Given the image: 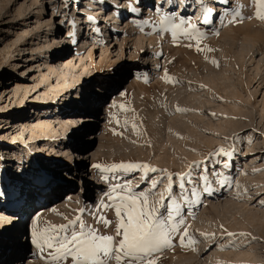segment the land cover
I'll return each mask as SVG.
<instances>
[{
	"label": "rangeland",
	"instance_id": "1",
	"mask_svg": "<svg viewBox=\"0 0 264 264\" xmlns=\"http://www.w3.org/2000/svg\"><path fill=\"white\" fill-rule=\"evenodd\" d=\"M24 1L25 0H11L9 3V0H0V160L6 161L5 164L1 163L0 165L2 166L0 167L1 205H5L7 202L5 200L9 197L14 198L15 196L12 191V183L9 179H12V181L16 179L18 183L22 184V187H28L30 182L35 180L34 183H36L37 188L32 190V198L39 196L42 183L47 185L48 182L53 179V176L62 175L63 169L60 171L56 168H52L43 181V178L40 179L41 181H38L43 173H46L50 168V166L45 167L46 162L48 163L49 160L45 161L44 158L50 156L49 158L54 159L57 155L50 151V145H43L44 141L33 139L31 137L32 133L27 131L24 125L21 126L22 119L18 117L21 114L27 113L28 115H33L35 121H38L39 118H50L51 116L48 115H53L55 111L59 112L66 108H70L69 104L67 106L61 104L60 107L57 106L59 103H57L56 99H51L52 94H49V102H52L50 104L48 103L49 107L39 103L42 101H36L32 98L28 100V98H30L29 96L32 94L33 97L42 96L45 86L47 85V83L42 82L41 79V74L47 72V65L45 66L44 64L46 59H52L47 52L48 49H41L45 41V36L48 34L47 32H49V27L46 25L47 21L45 22L46 19L51 18L52 21L57 23L53 26L54 36H62L60 39L61 45L56 48L54 55L59 53L58 57L61 59L73 56L75 57L74 59H76L78 58L77 54L81 55V53H83L85 55L84 61L88 63V67H90V62L93 60L94 67H99L100 69L98 71L109 72V75L106 74V76H101V74L95 75V73H93L91 82L85 86V89L81 90L82 93L80 92L81 96L77 99L79 101L84 100L87 102L90 95L97 99L104 97V100L107 96L109 97L106 101L99 104V109L96 114L97 118L95 122H93V125L92 123H87L89 121H85L83 125L81 120L85 118L88 113L82 112L81 116L83 118L80 117L82 119L76 122H81V130L86 132H82V137H80V142L78 143L82 144L83 147L87 149H96L99 142L96 140V142L90 143L88 139L85 138L87 137L88 131H94V127L97 132L101 130V125L104 120L101 121L100 116L104 112L103 108L105 103H112L113 97H116L124 106L117 117L116 125L114 127L111 125L110 127V129H113L112 135L103 142L107 155L97 164L102 167L97 168L96 172L101 170L104 172V183L106 184H102V181L94 182L92 178H90V182H85V180L83 181V179L81 180L77 175H74L70 178L66 177V179H63L64 182L66 181L65 185L61 188L55 187L52 192L43 195L41 200L32 198V202L42 203V200H44L46 203H44L43 206L42 204L36 207L34 206V208L25 212V220L13 227L16 229V234L19 236V243L23 246L18 251L26 252L27 256L34 255L35 250L41 252L42 254L40 255V253L35 251L39 254L36 255L37 258L39 261H42L43 264H72L71 258L63 262L51 261L49 252L54 251V249L49 250L45 248L44 251H41L38 247H36V249L34 248L31 241L32 236L30 235L34 217L32 218L31 216L38 207L48 209L47 212L50 216V219L46 221V226L48 228L51 225H69V221L77 220L79 217L76 225H69L67 234L79 230V225L83 224L86 226L85 230L95 228L98 230L99 234L115 236L116 228L119 223V218L116 216L115 209L101 208L100 205L101 202L105 204L114 203V201L108 199V196L112 194L113 186L118 184H128L132 191L136 193L140 191L153 193L150 195V202L160 200L161 193L164 194L163 204L165 208L171 205L173 197L181 204V217L188 226L190 237L194 239L196 243L192 244L189 242L188 238H185L187 246H181L180 235L184 230L182 228L181 233L174 236L171 247H166L161 252L154 254L153 258L156 264H209V262L214 264L215 262L213 260L218 256L219 251H223L224 248L232 250L230 246L233 244H242L237 245L239 251L250 249L251 244L246 242V239L241 241L243 236H241L240 239L238 238L241 232L246 231L243 228L239 230L240 232L235 233L236 235L233 239L238 238L236 242L232 241L233 243L224 244L225 239L222 240L221 237L209 243L207 237L205 238L204 234L199 230V224H206L205 222H207V228L211 224L212 228L217 227L216 229L218 230H225L227 229L225 227V225H227L226 223H232L234 222L232 220H235L234 218L242 217L246 209L257 210L258 208L262 211L264 207V204L261 203L262 200L264 201V181L259 184L257 183L258 185L262 184L260 185L262 190L257 194H252L255 189H252V191L251 189L249 190L250 192L248 193L251 196L250 198L248 197L249 199H246V208L242 207L243 209L236 203L240 201L241 204V202L244 201V198H241L243 195L239 193L241 191L239 190L237 194L233 193L232 190L239 182V176L238 174L236 175V173H240V167H243L244 170L247 167L246 171H248L251 177H256L257 173L258 176H260L262 172L260 168H264L258 167L264 163V143H262L264 137H262V132L260 131L261 127H264V120L262 122L263 124L261 123L258 128L259 131L256 128L257 137L255 139H253L254 137L251 138V140L253 139L251 142H248V139L243 137V135L245 136L244 132L246 130H241L242 132L244 131L243 133H240V131L237 133V137L234 138L235 140L233 139L235 146L226 144L227 142H224L225 137H223V129L227 128L224 126L225 122L234 117L233 112L228 113L226 108H234L237 110L238 107L242 106L243 100L246 99L244 104H250V106L256 108L255 124H257L259 120L260 112L264 111H262L261 108L263 107L262 103L264 97L263 84L256 88L259 81L254 80L250 85H247V80L254 77L253 65L256 63L252 64V61H249L246 66H242V60L239 58V55H237L244 49L249 50L251 46H253V43L256 44L257 47H262L264 43V19H260L256 15L259 6L255 3V0H227V2H225V0H184V6L187 9L185 11L183 9V12L181 7H179L181 0H171L168 6L166 5L167 0H160V2L159 0H149L150 6H148V8L152 13L148 11L149 9L146 7L145 2L148 0H118L119 10L121 7H127L130 11L125 17H131L134 14L133 17L135 19H133V23L138 25V28L148 29V31L145 32L146 36L148 38L151 37L154 42L153 47L151 49L149 48V50L153 52L148 51V56L155 55L157 59H159V72L163 71L164 64L167 62L166 71L164 70L163 73L164 75L161 74L158 75V77H156V73H151L153 72L151 67L154 64H150L148 68L143 67L145 61L144 55L148 49L146 46L142 49L140 43L135 41L130 42L126 39L123 54L120 53L119 41H121L123 34L128 36L130 33L124 28L125 22V24L123 23L124 26H122L124 30H120L119 32V40H115L114 35L106 39L105 42L109 46V52H105L102 44L99 43L98 39L101 38L103 34H106L108 31V35H110L114 28L117 27L115 26L117 18L112 19L114 15L110 16V13H113L116 9L114 4L115 0L108 1L107 7L103 9L98 8L99 4L94 5L92 9H95V11L89 16L92 19H88L81 15L80 21L76 24H74V15L72 16V13L75 12L80 15V11L82 10L81 7L87 0H79L80 3H75V0H66V3L62 2L63 0H56V3H54L56 12H54V14L53 10H51L52 5L49 3V0H44L45 12L41 15L43 24L40 25L36 23L39 19L37 15L40 13L36 8V4H32L30 7V10H32L31 13H29L30 10L28 9L29 11L20 14L18 9ZM31 1L32 0H27L26 2L27 4H31ZM172 2L174 4L171 5ZM211 2L220 8L217 11L213 9L214 12H207L205 16L202 15V17L199 18L200 15L197 16L195 13H198V10H203L205 14V8L212 9V6H209ZM65 9L67 10V15L63 17ZM156 13H158V15H156ZM164 16L174 17L175 23H179L181 19L188 21L189 23L185 24L184 28L192 32L193 37H197L198 33H202L203 35L198 38H190L184 35L183 31H178L174 37L170 28L165 29L161 27V20H159V18L163 19ZM130 17L129 21L132 19V17ZM195 17L200 19V21ZM204 19H207L208 22H205ZM73 24L76 30L73 29ZM80 25L83 30L82 33H84L82 37H79ZM191 25H196V30H193ZM96 29H99V33L101 34H96ZM53 41L52 39V42ZM189 45H191V47H189ZM198 48L200 50H197ZM208 49H212V51ZM135 50L137 51V55L131 59L130 55ZM148 56L146 59H148ZM255 56L256 59L261 58L260 53H255L254 57ZM248 59V56H246L245 60ZM76 61L77 66H79V59ZM213 61L218 62L219 66L213 63ZM39 64L40 67L38 66ZM125 68H127L126 72L123 70ZM112 71L114 74H111ZM85 72L86 71H84V73ZM40 82L42 84L38 86ZM115 85L117 86L114 87ZM27 86L30 87L29 89H32V87L35 88L27 95V99L20 104V95H22L23 89ZM111 87H114L113 92L108 95L107 89ZM16 90L19 94L15 93ZM204 90H209L210 93H206ZM179 92L182 93V97L179 96ZM211 93L213 94L210 95ZM234 93L237 94V97L233 96ZM77 94H79V92ZM65 95L68 99L70 98L67 93ZM73 95L76 96V92ZM183 97H186L184 103L182 102ZM174 98H176V101ZM172 99H174V101H172ZM54 103L56 104L55 106ZM178 108L187 109V111H178ZM262 114L264 116V112ZM193 115H195V117ZM177 116L180 119L185 121L188 119L189 121L186 127L190 129L187 128L184 130L185 132H181L182 134L185 133L181 136L171 125V121ZM190 117L191 119H189ZM246 119L248 120V118ZM203 120L204 122L210 121L214 125L212 128H207V130L202 127ZM72 125L73 124L69 125L70 129ZM253 125L254 124L249 123V127H251L249 130L253 129L255 126ZM195 129L199 131L201 135L203 134L202 136L206 134L209 139L216 138L212 140L214 148L208 149L210 150L208 160L203 163L199 157L193 159L196 162V166L193 167L196 171L194 174L193 170H191L192 172L189 171V168L181 172L182 170L179 169L178 164L175 166L173 165L176 169L168 166L171 161H173L174 157L169 158L168 161L170 162H164L167 164L165 165L163 163V161L167 159L165 154L169 149L172 150L174 147L178 146L175 144L176 142H181L179 144H182L185 139L191 138V135V140H199L202 138V136L199 137L195 135ZM42 130L44 132L40 133V137L42 139H48V136L45 135V129ZM19 133H22V135ZM62 133H64L63 130L60 131L59 136L53 135L52 137L56 146H59L62 139H64L61 137ZM185 135L188 136L186 137ZM23 139L27 141L24 147L21 141ZM70 139L72 141L73 137ZM70 139H67V141ZM257 141H260L259 147H257ZM55 145L54 148H56ZM9 146L15 147L9 148ZM182 146L177 147L179 151H191L190 145H188L190 148L186 147L187 144ZM31 147L37 149L29 152L28 150ZM221 149H224L229 154L225 156L220 151ZM44 150H47V152ZM192 150V152L195 153L197 149L193 148ZM9 151H11V153ZM64 152L66 151L59 152V155ZM48 153L51 155H48ZM42 154L45 155V157H43ZM82 156L78 157V159H81L86 168L90 171L93 167L92 161L90 162L89 158H86V155L83 154ZM254 157H256L254 159L255 162L252 163L251 161ZM162 158L164 159L161 161ZM174 159L177 161L178 156L176 155ZM247 159L250 162L249 169L248 164H246ZM19 160H21V162H19ZM39 161H41L42 164ZM121 163L146 164L149 168H155L156 171L152 172L145 168L131 170L119 169L115 171L105 170V167L110 168L112 165ZM250 167H252V172L250 171ZM256 168L259 169L257 170ZM18 170L19 172L17 173ZM205 170L208 173L207 176L211 174L209 178H212V180L206 183L202 191L197 192L202 187V179L198 177ZM190 172L191 175H188ZM216 173V177H212V175L215 176ZM221 173L225 175L222 180H219ZM20 174H24V176ZM177 174L183 175V180H181V176ZM169 175L172 177L171 194L165 191L170 184L168 179ZM68 181H70L72 185H70ZM153 181H161V183L153 189ZM181 183L184 184L186 192L180 189L179 185ZM199 185L201 187H198ZM253 187L254 185L248 184V188ZM193 190H195L198 195H193ZM99 193L101 194L100 196ZM17 194H20V192ZM233 194H237V196L240 195V198L233 196ZM27 196L28 193L25 197ZM231 198L233 201H236L234 204H237V206L239 205L240 209L235 207V205L234 207L231 205L232 207L223 208L226 211H222L221 209V212L216 213L211 210L212 202L217 204L224 203L228 199L232 200ZM8 203L11 204L10 202ZM236 208L239 209L242 214L239 210L237 211ZM203 210H205V212ZM227 210H232V212L229 213ZM163 212L164 208H161V213ZM201 212L205 215L207 214L205 217H209V222L206 218H204L205 222L202 218L200 220ZM234 212L236 213L234 214ZM15 215L20 216L17 211L14 212L13 216ZM101 217L111 221V226L109 227L101 223ZM2 218L0 219L2 220ZM226 219H228L227 221L229 222H227ZM6 220L5 227L15 225V221L12 218H7ZM222 221L226 222L223 223ZM213 223L214 225L212 226ZM37 225L38 224L35 226ZM221 225H223V228H221ZM40 227L38 228L40 232L46 229L45 226ZM22 228L27 229L24 235L20 231ZM228 232L234 233L236 231ZM116 239L119 240L120 237ZM259 242L264 246V240H260ZM12 256L13 260H11L9 264H12V262L18 258L17 254L15 257L14 255ZM233 260L234 259H229L230 262L227 264H238L235 261L233 262ZM259 263L263 264L261 261L255 264ZM112 264H116V262L113 260ZM242 264L249 263L243 262Z\"/></svg>",
	"mask_w": 264,
	"mask_h": 264
},
{
	"label": "bare ground",
	"instance_id": "2",
	"mask_svg": "<svg viewBox=\"0 0 264 264\" xmlns=\"http://www.w3.org/2000/svg\"><path fill=\"white\" fill-rule=\"evenodd\" d=\"M26 1L27 0H25L24 3L21 4L19 9H18L20 11V14L24 13L25 11H29L30 7L32 6V4H36L37 5L36 8L40 11V13H38V15H37L39 19L36 21V23H38L39 25L43 24V22H42L43 19L41 18V15L44 14V12H45V10H44V7H45L44 6V0H32L30 2L31 4H29V3L27 4ZM55 1L56 0H49V3L52 5V6L51 5L50 6L52 8L51 10H53V14H54V12H56V10L54 9L55 8L54 3H56ZM108 1H110V0H87V2H85V4H83V6L81 7L82 10L80 11V15L75 13V12L72 13V16L74 15V17H73L74 24H76L78 21H80L81 15L89 19L90 18L89 17L90 14L93 13V11H95V9L94 10L92 9V7L94 5L99 4V7H98L99 9H103L104 7L106 8L107 5H108L107 4ZM117 1L118 0L114 1L116 9L114 10L113 13H110V16L114 15V17H112V19L117 18V20L115 22V26H117V27L114 28L113 32L110 35H108V31H107L106 34L102 33L103 36H101V38L98 39L99 43L102 44L104 51L105 52H109V46L105 42L106 39H108L109 36L112 37V35H114V39L115 40H119L118 37H119L120 30L123 31L124 28H126V30L128 32H130V33H129L128 36H126L125 34L122 35V39H121V41H119V43H120V50H119L120 53L123 54V48L125 46V40L126 39L128 41H130V42H134V41L138 42V43H140V46H142V49H144L145 46L148 48L147 51H146V54L144 55L145 61H144L143 67H145V68L147 67L148 68V67H150V64H152V65L154 64L151 67V70L153 71L151 73H156V77H158V75H161V74L164 75L163 73H164V70L167 68L166 67V63L167 62L165 64L163 63L164 64L163 71L159 72V69H160V61H159V59H157V57L155 55L148 56L149 55L148 51H151V50H149V48L151 49L153 47V44H154L153 39L151 37L148 38L146 36L145 32H147L148 29H146V28L145 29L138 28V25H135L133 23V19H135L133 17L134 14H133V16H131L132 19L129 21V17L130 16L125 17V15H127V13L130 12L129 9L127 7H125V8L121 7V9L119 10V8H118L119 4L117 3ZM170 1L171 0H167L166 1V5L167 6L170 3ZM183 1L184 0H181V2L179 3V7H181L182 12H183V9H184V11L187 9L184 6V2ZM10 2H11V0H9V3ZM62 2L66 3V0H63ZM78 2L80 3L79 0H75V3H78ZM159 2H160V0H159ZM145 3H146V7L148 8V6H150L149 0L147 2H145ZM172 4H174V3L172 2L171 5ZM171 5H169V6H171ZM209 6H212V9H211L210 12H212L213 9L217 11L220 8L218 6H215V4L212 3V2L209 4ZM148 11H150V9ZM198 11L199 12L195 13V14L197 16L200 15L199 18H201L202 15H204V16L206 15V12L204 14L203 10H198ZM31 12H32V10L29 11V13H31ZM64 15H67V10L66 9H65V11L63 13V17H64ZM156 15H158V13H156ZM209 17H211V16H209ZM193 19H194V17H193ZM196 19H198V18H196ZM159 20L162 21V18H159ZM198 21H200V19H198ZM45 22H46V25L49 27V30H48L49 32H47L48 34L45 36V41L42 44L43 46H42L41 49L42 50L48 49L47 52L52 57L51 60L46 59L44 64H45V66L47 65L46 66L47 67V70H46L47 72L41 74L42 82H46L47 85L45 86V90H44L42 96L40 95V96L33 97V94H32V95L29 96L30 98H28V100H30L32 98L33 100H36V101H42V102H39V103L44 104L47 107H49L48 103L49 104L52 103V102H49V99H50L49 94H52L51 99L52 100L56 99L57 103H59V104H57V106L60 107V104L64 105V106H67L69 104L70 108H68V109L66 108L65 110H61L59 112L55 111L53 115H48V116H51L50 118H48V119L39 118L38 121H35V119L33 118V115H31V114L28 115L26 113V114H21V115L18 116V117H20V119H22L21 126L24 125V128H27V131H30V133H32L31 137L33 139L44 141L43 145H47V146L50 145L51 147L49 149L52 152H54L55 150L58 152L61 149H63V151H66V152L62 153L61 155H57L56 157H54V159L49 158L50 156L47 158V157H45V155L42 154L43 157H45L44 158L45 161L49 160L48 163L46 162L45 167H49L50 166V168H49V170L46 173L45 172L43 173V175L39 178L38 181H41L40 179H42V178H43L42 179V181H43L44 178H46V175L49 174V171H51L52 168L53 169L56 168V169H58L60 171H61V169H63V170H62V175L61 176L60 175L59 176L58 175L53 176V179L51 181H49L47 185H45V183H42V185L40 186L41 192L39 193V196L32 197L33 199H37L38 198L40 200H41V197H43V195L49 194L50 192L53 191V189L55 187L56 188H61L63 185H65L66 181L64 182L63 179H66V177L70 178V177H72L74 175L75 176L77 175L78 178L81 179V180L83 179V181L85 180V182L86 181L90 182L91 181L90 178H92V181H94V182L95 181L96 182L102 181L101 182L102 184H104V185L106 184V183H104V181H105V179H104L105 175H103L104 172L102 170L96 172L97 168L94 167V165L99 164L101 159L107 155L106 154L107 152H106L105 147H104L105 144L103 142L112 135V130L113 129H110V127H111V125L113 127L116 125L117 117L121 113V111L123 110V106H124V104L121 101H119L116 97H113L112 103H109V104L105 103L104 108H103L104 112L100 116L101 121L104 120V122L101 125L102 126L101 130L99 132H97L96 128L94 127L93 128L94 131H92V132L88 131L87 132V137L85 138V139H88V142H90V143L96 142V140H97L99 143H98V146H97L96 149H91L90 150V149H87V148L83 147L82 144L78 143V142H80L79 141L80 137H82V132H86L84 130H81V127H80L81 122L84 125L85 121H89V124L92 123V125H93V122H95V119L97 118L96 114H97V111L99 109V104L103 103V101H106L109 96H107L105 98V100H104V97L97 99L96 97H92V95H90V97H89L87 102L84 101V100L83 101H79L77 99H79L80 96H81L80 95L82 93L81 90L85 89V86H87L91 82V80H92L91 77H92L93 73H95V75L101 74V76H106V74L109 75V72L108 71H102V72L98 71L100 69H99V67L98 68L94 67V61L93 60H91V62H90V67H88V63L86 61H84V56L85 55L83 53H81V55L77 54L78 58H76V59H74L75 58L74 56L61 59V58L58 57L59 53L54 55V53H55L54 51L56 50V48L61 45V40L60 39L62 38V36H54V27L53 26H55V24H57V23H55V21H52L51 18H48V19L45 20ZM45 22H44V24H45ZM123 23L125 24L124 28H122V26H124ZM74 24L72 25V27H73L74 30H76V27H75ZM82 32H83L82 26L80 25L79 37L83 36L82 34H84V33H82ZM95 32H96V34H101V33H99V29H96ZM131 37H132V39H131ZM52 39L54 40L53 42H52ZM260 47H257V45L253 43V46H251V48L249 50H245L244 49L240 54H237V55H239V58H241V60H242V62L240 61L242 63V66L243 65L246 66V64H248L249 61H252V64L256 63L255 65H253L254 66V69H253L254 70V73H253L254 77L252 79H248L247 80V85H250L254 80L259 81L256 88H258V86L261 85V84H263L262 86L264 87V43L262 44V47L261 48ZM151 52H153V51H151ZM255 53H260L261 54V58L256 59V56L254 57ZM135 55H137V51L136 50L134 52H132V54L130 55L131 59ZM147 56H148V59H146ZM246 56H248V58H249L248 60H245ZM77 59H79V61H80V65L79 66H77V61H76ZM146 60H147V62H146ZM167 61H168V59H167ZM38 66L40 67V64ZM123 70L126 72L127 68H125ZM84 71H86V72L84 73ZM112 73L114 74L113 71L111 72V74ZM55 81H56V83H55ZM102 82H103V80H102ZM41 84L42 83L40 82V84H38V86H41ZM116 86L117 85H115L114 87H116ZM114 87H111L110 89H107L108 95H110V93L113 92ZM29 88L30 87L27 86V87H25L23 89V91H22L23 93H22V95H20V100H19L20 104H22L27 99V95L35 87H32V89H29ZM204 91H206V93H210L209 90H204ZM75 92H76V96L73 95ZM78 92H79V94H77ZM15 93L19 94V92L17 90H16ZM66 93H67L68 96H70L69 99L66 97V95H65ZM212 94L213 93H211L210 95H212ZM181 95H182V93L179 92V96L180 97H182ZM241 95H243V94H241ZM233 96L237 97V94L234 93ZM185 98L183 97V100ZM174 99L176 101V98H174ZM174 99H172V101H174ZM183 100H182V102L184 103L185 100L184 101ZM245 101H246V99L243 100V104H242L243 107L242 106H241L242 108L238 107L237 110L234 109V108H230V109L226 108V111L228 113L233 112V114H234L233 115L234 117L232 119H229V121L225 122L224 126L227 127V128H224L225 130L223 129V132H224L223 137H225V140H226V141L224 140V142L225 143L227 142L226 144H228V145L235 146V144L233 143V139L237 137V133L239 131H240V133L242 132L241 130H246L245 132L243 131L244 134H245V136L243 135V137H246L248 139V142H251L253 139H255L257 137L256 128L258 130L259 126L261 125V123L264 120V116L262 114L264 112L263 111L264 110V97H263V103H262L263 107H261L263 112H260V115H259L260 117L258 116L259 120H258L257 124L254 123L255 122V118H256V113H255L256 112L255 111L256 108L255 107L253 108L252 106H250V104L249 105L248 104H244ZM55 105L56 104L54 103V106ZM244 107H246V108H244ZM82 112L88 113L85 118H83L81 116ZM179 113H181V112H179ZM193 116L195 117V115H193ZM80 117H82L83 119L80 118ZM246 118H248V120ZM189 119H191V117ZM80 120H81V122H76V121H80ZM187 122H189L188 119H187V121H185L183 119H180L177 116V117L173 118V120L171 121V125H172L173 128H175L177 133H179L180 136H181V135L185 134V133L182 134L181 132H183L184 130L189 128V127H186V125L188 126ZM196 123H197V120H196ZM249 123L255 125V126L253 125L254 127L251 130H249V128H251V127H249ZM71 124H73V125H72V128L70 129L69 125H71ZM213 125L214 124L212 122H210V121L204 122V120H203V124H202L203 128H205V129L212 128ZM220 126H222V125H220ZM73 127H74V129H73ZM42 129H45V131H46L45 135L48 136V139H42L40 137V135H41L40 133L44 132ZM205 129H204V131H205ZM61 130H63V132H64V133L61 134V137L64 138L65 140L64 139H62V141L59 140L61 142H60L59 146H56L54 144L53 140H52V137H53V135L59 136ZM221 130H222V128H221ZM191 131H193V130H191ZM260 131L262 132V137H264V127H261ZM187 132H188V130H187ZM195 133H196L195 135H198L199 137L203 135V134L201 135V133H199V131H196V129H195ZM19 134L22 135V133H19ZM72 137L75 140V141L73 140L75 143L72 144L73 147H70L68 145L70 141H67V139H70ZM199 137H198V139H199ZM189 138L185 139V141L182 144H179L181 142H179V143L176 142L175 144L178 145L177 147L182 146V145L184 146L186 144H187L186 147H189L188 145H190L191 151H188V150L186 152L183 151V150L179 151V149L177 147H174L172 150L169 149L168 152L165 154V156H167V159H165L163 161V163L164 162H167V163L170 162V161H168L169 158L170 157H172V158L174 157L175 158L176 155H177L178 156L177 161H175V159L173 158V161H171L170 165H168V166L174 167L175 165L178 164L179 165L178 166L179 169L182 170L181 172H183L186 168L187 169L189 168V171L193 170V174H194L196 171H195V168L193 169V167L196 166V162L193 159H197V157H199L202 160L203 163L206 162L208 160V156L210 155V150H208V149H213L214 148L213 147L214 144H212L213 143L212 140L215 137L213 139L212 138L209 139V137L206 136V134H205L199 140H195V139L191 140L192 135H191V138L190 139ZM196 138H197V136H196ZM251 138H253V139L251 140ZM57 139H59V138H57ZM21 141H22V144H23V147H24V145L27 143V141L24 140V139L21 140ZM220 142H221V140H220ZM256 143H258L257 147H259L260 146V141H257ZM262 143H264V140L262 141ZM54 145L58 149L54 148ZM61 145H64V146H61ZM173 145H174V142H173ZM14 147H10L9 146V148H14ZM74 147H75V149H76L75 151L77 153L75 155L72 154V150H71ZM192 147L197 149V150H195V153L192 152L193 151ZM257 147H255V148H257ZM36 149L37 148L31 147V148H29L28 151L31 152V151L36 150ZM41 149H43V148H41ZM184 149H185V147H184ZM44 151L47 152V150H44ZM63 151H59V152H63ZM254 151H255V149H254ZM258 151H260V150H258ZM9 152L11 153V151H9ZM81 154L82 155L83 154L86 155V158L88 157L90 162L92 161L93 167H92V169L90 171H89L88 168H86L84 162H82L81 159H78V155H81ZM48 155H51V154L48 153ZM73 156H74V160L76 161L74 164L72 163ZM165 156H164V158H165ZM262 156H263V154H262ZM256 157H257V155H256ZM256 157L252 158V161H251L252 163L255 162L254 159ZM57 158H60V159H57ZM164 158H162L161 161ZM170 160H172V159H170ZM179 160H181V161H179ZM5 162L6 161H1L0 160V165H1V163L5 164ZM19 162H21V160H19ZM39 162H41V161H39ZM41 164H42V162H41ZM164 164L167 165L166 163H164ZM246 164H248V169H249L250 162L248 161V159L246 161ZM256 165H254V166H256ZM0 167H2V166H0ZM258 167H264V163L261 164ZM246 169H247V167H246ZM246 169L244 170L243 167L239 168L240 173H236V175L238 174V176H239L238 177L239 178V180H238L239 182H238V184L235 185V188L233 187V189H232L233 193H237L240 190L241 192H239V193H240V195H243V197L241 196V198H244V201L241 202V204H240V201L238 203L235 200L233 201V199L231 198L232 200L228 199L224 203L222 202V203H218L217 204V203H213L212 202V205H211L212 209L211 210H213L216 213L221 212V209H222V211H226L223 208L224 207H232L231 205H233V207H234V205H235L234 202L239 204L241 208L242 207L244 208L246 206V204H247V200L246 199H249L250 196H251L248 193V192H250L249 190L251 189V191H252V189H255V191L252 192V194H254V195L262 190V187H260V185H262V184H260V185H258V184L260 182L264 181V176H263L264 174H262V173H264V171H263L264 168H260V170H262V172H261L260 176H258V173H257L256 177H253V176L251 177L250 174L248 173V171H246ZM251 170H252V167H250V171ZM0 172H1V169H0ZM254 174H255V172H254ZM207 175H208V173L205 170L198 177V178L202 179L201 180L202 181V187L199 185L198 187H201V189L200 190L197 189L198 190L197 192L202 191V189H203V187H205L206 183H208L209 180L210 181L212 180V178H209L211 176V174L209 176H207ZM216 175H217V173L215 174V176L212 175V177H216ZM224 175H225L224 173H221L220 176H219V180H222ZM204 177H207L206 182H205ZM9 181L12 183V191L15 194V196H14V198L13 197L12 198L9 197L8 199H6L5 201H7V202L5 203V205H1V203H0V218L4 217V218H2V220L0 219V238H1L0 239V261H1L0 264H9V262H11V260H13V256L12 255H14V257H15L16 254L18 255V258H17V260L13 261L12 264H36V263L37 264H41L42 261H39V259L37 258L36 255H39V254H37V252L40 253V255L42 253L37 251V250H35L37 246H36V244L33 241L36 239V232L40 231L38 229L40 226H45V228H48L46 226L47 225L46 221H48L50 219V216H49V214L47 212L48 209L38 207V209H36L34 211L33 215L31 216L32 218L34 217L32 225H31V232H30L31 233L30 235L32 236V238H31L32 240L31 241H32V243L34 245V248H35L34 250L37 251V252L34 251V255L27 256L26 252L18 251L23 246L19 243L20 242L19 241L20 240L19 236L16 234V229H14L13 227H15L17 224H20L21 222H23L25 220V212H27L28 210L34 208V206L35 207L38 206L39 204H42V206H43L44 203H46V201L42 200L43 201L42 203H39V202L35 203V201L32 202V198H31V196L33 194L32 190H35L37 188L36 183H34L35 180L34 181L32 180V182H30L28 187H22V184L18 183V181H16V179H15V181H12V179H9ZM213 181H214V178H213ZM68 182H70V181H68ZM247 182H248L249 185H254V187L253 188H248ZM70 185H72L71 182H70ZM64 188H65V186H64ZM16 190H18V191H16ZM37 190H39V189H37ZM19 192H20V194H17ZM29 192H30V194H29ZM31 192H32V194H31ZM62 192H64V191H62ZM27 193H28V196L25 197V195ZM160 193H161V191H160ZM182 193H181V195H182ZM237 194L236 195L233 194V196H237ZM100 195L101 194L99 193V196ZM239 196H237V197H239ZM182 198L184 199L183 196H182ZM49 201H50V199H49ZM8 202H10L11 204H9ZM237 204L235 205V207H238L240 209L239 205L237 206ZM239 209H237V211ZM262 209L264 210V207ZM205 210H207V209H205ZM205 210H203V211L205 212ZM263 210L260 211L258 208H257V210L246 209L244 211L245 212L244 214H242V212L239 210V212H241V214H242V217L239 215L240 217L237 218L235 215L232 214L234 217H236V218H234L235 220H232V221H234L232 223L227 221L228 219H226V221L229 222V223H226L227 225H225V227L227 228L226 230L227 231H236L234 233H237V232H240L239 230L241 228H243L246 231L241 232V233H244L246 235H239L238 238L240 239V237L243 236L241 241L246 239V242L250 243L251 246H250V249L241 250V251H239V248L237 249V245H242L241 243L240 244H233L234 246L231 245L230 247L232 248V250H228V249L224 248V250L223 251H219L218 256H216L214 258V260H213L215 262L214 264H227L228 262H230L229 259H231V260L234 259L233 262L235 261L238 264L240 262H242V261L245 262V263H249V264H255L256 262L261 261L264 264V254H263L264 246H262L260 244V242H259L260 240H264V211ZM16 211L19 213L20 216H17V215L13 216L14 212H16ZM228 211L229 210H227V212ZM231 212H232V210L229 211V213H231ZM201 213L202 214L200 216V220L202 218L203 221L205 222L204 218H206V219H208V222H209V217L208 216L205 217L207 214L205 215L203 212H201ZM235 213L236 212H234V214ZM7 218H12L15 221L14 222L15 225H13L11 227H5V223L7 221L6 220ZM3 220H4V222H3ZM225 222H223V223H225ZM205 223L206 224H202V223L199 224L198 223L199 224V230L204 234L205 238L207 237V239L209 240V243H212V242H214L215 240H217V239H219L221 237H222V240L225 239L224 244L225 243H227V244L231 243L232 241H234V242L237 241L238 238L233 239L234 236L228 237L227 235H225L224 234V229L223 230L222 229L218 230V229H216L217 227L216 228L215 227L212 228L211 224L207 228L206 227L207 226V222H205ZM36 224H38L37 225L38 227L35 226ZM215 224H216V222H215ZM213 225H214V223L212 224V226ZM40 228H42V227H40ZM25 230H27V229L26 228H22L20 230L23 233V235L25 234ZM18 231H19V229H18ZM213 233L215 235H211ZM205 234H207V235H205ZM209 264H212V263L209 262Z\"/></svg>",
	"mask_w": 264,
	"mask_h": 264
},
{
	"label": "snow or ice",
	"instance_id": "3",
	"mask_svg": "<svg viewBox=\"0 0 264 264\" xmlns=\"http://www.w3.org/2000/svg\"><path fill=\"white\" fill-rule=\"evenodd\" d=\"M255 3L259 6L256 12L257 17L264 19V0H255ZM210 11L211 9L205 8L206 13ZM205 22H208L207 19H205ZM160 23L162 28H170L174 37L178 31H183V34L190 38H198L203 35L198 33L197 37H193V33L184 28V25L189 23L184 19H181L179 23H175L174 17L164 16ZM191 28L196 30V25H191ZM208 50L212 51V49ZM213 63L219 66L218 62L213 61ZM177 110L187 111V109L179 108ZM220 151L225 156L229 154L224 149ZM94 167L101 168L102 166L94 165ZM136 168L156 171L155 168H149L146 164L133 163L112 165L110 168L105 167V170H131ZM177 175H180L181 180H183V175ZM188 175H191V173ZM168 179L170 184L166 191L171 194V175L168 176ZM204 179L207 180V177H204ZM159 183L161 181H153L152 188L155 189ZM179 187L186 192L183 183ZM152 194L144 191L133 192L128 184L113 186L112 194L108 196V199L114 201V203L105 204L101 202L100 207L115 209L116 216L119 218L115 236L99 234L95 228L85 230L86 226L83 224L79 225V230L67 234L69 225H76L77 220H79L78 217L77 220L69 221V225H51L43 232L37 231L36 239L33 242L41 251H44L45 248L54 249V251L49 252L50 259L53 262H63L71 258L72 264H112L113 260L116 264H156L153 258L154 254L161 252L166 247H171L174 236L181 233L182 228L184 230L180 235L181 246H187L185 238H188L192 244L196 241L190 237L188 226L181 217V204L173 197L171 205L165 208L163 194H161L160 200L150 202V195ZM193 195H198V193L193 190ZM261 203L264 204V201H261ZM161 208H164L163 213H161ZM100 220L104 225L111 226V221L103 217ZM221 228H223V225H221ZM224 234L228 237L236 235L226 229ZM240 235L246 234L240 233ZM117 237H120V239L117 240Z\"/></svg>",
	"mask_w": 264,
	"mask_h": 264
}]
</instances>
